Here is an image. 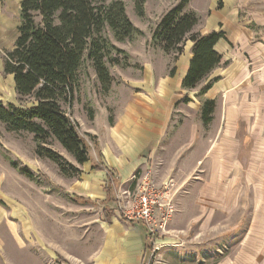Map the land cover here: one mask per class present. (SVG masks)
<instances>
[{
	"label": "rangeland",
	"instance_id": "rangeland-1",
	"mask_svg": "<svg viewBox=\"0 0 264 264\" xmlns=\"http://www.w3.org/2000/svg\"><path fill=\"white\" fill-rule=\"evenodd\" d=\"M121 1L128 19L143 17L135 12V0ZM145 2L148 13L140 21L149 35L160 20V10L180 0ZM242 3L239 22L249 21L251 10L264 12V0ZM216 6L221 9L220 0ZM39 21L40 18L35 19L36 23ZM249 26L253 28L252 24ZM255 31L257 36H264V26ZM104 35L122 51L109 52V59L118 61L115 65L106 63L112 78L109 89L101 87L91 62L84 60L77 74L72 105L61 108L78 124L80 136L90 147V164L102 165L114 175L115 200L103 205L100 197L83 196L91 203L71 202L69 198L82 193V178L105 184V171L95 173L86 166L84 176L80 173L77 177H64L54 163L35 156L31 134L10 132L0 123V264H264L262 90L256 95L258 104L246 107L245 118L228 123L226 117L239 113L242 107L230 106L228 100L225 104L223 97H219L211 121L204 124L203 98L196 95L203 82L188 91V102L183 98L175 107L158 143L148 145L140 154L131 152L118 133V120L125 116V101L140 92L128 88L125 82L141 70L137 63L143 49L148 44L154 46L146 35L145 43L136 38L116 42L107 30ZM13 43H0V101L28 108L33 104L32 98L19 97L12 76L3 72L6 54ZM175 60L172 56L170 72ZM238 98L236 95V102ZM89 134L96 136L102 160L97 158ZM49 143V148L77 167L58 143ZM9 161L39 175L35 181L29 180L14 170ZM145 173H149L157 187L168 183L174 212L165 231L158 233L156 241L150 240L152 252L144 254L138 227L144 228L143 225L123 219H133L125 216L136 190L132 177L139 179ZM105 207L112 210L111 218L103 214Z\"/></svg>",
	"mask_w": 264,
	"mask_h": 264
},
{
	"label": "trees",
	"instance_id": "trees-1",
	"mask_svg": "<svg viewBox=\"0 0 264 264\" xmlns=\"http://www.w3.org/2000/svg\"><path fill=\"white\" fill-rule=\"evenodd\" d=\"M22 0L20 2V24L12 51L6 54L3 72L13 77L14 88L19 97H31L32 106L16 107L0 102V123L10 132H26L33 136L34 154L39 159L54 163L64 177H77L81 171L68 163L60 154L49 148L54 141L65 150L77 165L90 161L87 142L80 136L78 124L62 110L61 105H72L77 87V74L84 60L90 61L97 79L104 90L112 81L106 63L117 64L109 59L110 51L122 52L112 46L104 32H110L116 42L133 41L141 33L134 28L125 13L121 0ZM189 0L180 2L163 14L151 31V45L166 54H174L175 59L182 53L185 41L192 43V58L188 71L181 82L186 91L196 89L207 81L210 74L220 66L221 56L214 50L215 45L224 39L222 32L206 35L193 33L198 17L184 9ZM144 0H135L137 16H143ZM40 18L39 23L35 22ZM174 73L171 70L170 75ZM219 80H208L197 92L202 96ZM184 102L188 99L184 97ZM215 101L203 100L201 119L208 124L212 119ZM112 125V122L109 121ZM102 160L97 138L88 135ZM10 166L19 174L35 181L31 170L15 161ZM95 171L106 170L102 165L91 164ZM109 175L105 187L106 198L101 204L114 202V181ZM71 202L88 203L79 196L69 198ZM91 203V202H90ZM106 218L113 212L103 209ZM125 222L130 224L134 221ZM144 229V228H142ZM144 254L152 252L151 237L144 229Z\"/></svg>",
	"mask_w": 264,
	"mask_h": 264
},
{
	"label": "crops",
	"instance_id": "crops-1",
	"mask_svg": "<svg viewBox=\"0 0 264 264\" xmlns=\"http://www.w3.org/2000/svg\"><path fill=\"white\" fill-rule=\"evenodd\" d=\"M21 1L0 0V43H3V46L6 42L13 41L15 43L18 35L17 29L20 24ZM217 1L189 0L184 11L193 12L198 17V23L193 28V33L206 35L211 32H222L224 34V39L219 40L214 47V50L221 56V64L207 79L208 81L219 77V80L212 85L202 98L203 100L215 101L219 97H223V103L225 101V104L228 100L230 106L241 105L242 108H240L239 113H232L231 117H226L228 123L229 120L233 122L246 117V107L256 106V95L261 93L260 90H262L264 96V58H262L264 57V36H257L255 31L256 28L264 26V12L251 10L248 13L250 20L242 23L238 20V9L241 8L240 6L243 5L244 0H220L221 9L217 8ZM201 2L204 3L201 5ZM208 4V8H205ZM176 5L160 10L157 16L158 19L163 13ZM143 6V17L140 20L146 18L148 13L146 2ZM129 20L134 28L141 33L138 38L136 37V40H143L142 42H144L145 24H142L138 19L133 21L129 18ZM250 24L253 25V28H250ZM146 36L148 42H150L151 33ZM14 43L10 51L13 50ZM118 47L121 48V46ZM191 50L192 43L188 40L185 41L182 53L177 56L172 66L174 69L172 75L169 73V65L171 57L175 56L174 54H166L159 48H151L148 44L147 49L144 48L141 55H138L140 59L136 63L141 70H139L137 76L133 75L134 78L128 79L125 84L128 88L136 89L140 93L136 94L139 96L132 94L125 101L123 104L125 116H121L118 120L121 122L119 128L121 132L118 133L126 140L127 148L131 152L140 154L148 145H155L165 135L171 122L173 110L188 94V91L181 88V82L189 68V62L192 58ZM230 74L231 76L228 77L227 75ZM236 95L239 96V102L234 99ZM226 128L229 130L228 126ZM116 142L119 141L116 140ZM89 164L90 161L82 165L76 164L81 171V177L84 176L83 172L86 170V166L92 170L91 164ZM93 171L95 173L105 171V184L82 178L80 187L82 193L78 196L100 197L99 199L103 202L106 198L105 187L109 179L107 171L113 181L115 177L109 169ZM114 183H117L116 180ZM138 227L140 229L139 243L143 250L144 234L142 228Z\"/></svg>",
	"mask_w": 264,
	"mask_h": 264
},
{
	"label": "built area",
	"instance_id": "built-area-1",
	"mask_svg": "<svg viewBox=\"0 0 264 264\" xmlns=\"http://www.w3.org/2000/svg\"><path fill=\"white\" fill-rule=\"evenodd\" d=\"M134 181L137 183L135 194L125 216L129 215L131 218H128H133L131 221L141 223L151 240L156 241L158 233L165 231L174 212L169 185L164 183L157 187L149 178V173L139 179L133 176Z\"/></svg>",
	"mask_w": 264,
	"mask_h": 264
}]
</instances>
